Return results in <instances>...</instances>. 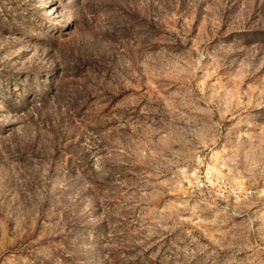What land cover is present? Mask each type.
<instances>
[{"label": "rangeland", "instance_id": "obj_1", "mask_svg": "<svg viewBox=\"0 0 264 264\" xmlns=\"http://www.w3.org/2000/svg\"><path fill=\"white\" fill-rule=\"evenodd\" d=\"M0 264H264V0H0Z\"/></svg>", "mask_w": 264, "mask_h": 264}, {"label": "built area", "instance_id": "obj_2", "mask_svg": "<svg viewBox=\"0 0 264 264\" xmlns=\"http://www.w3.org/2000/svg\"><path fill=\"white\" fill-rule=\"evenodd\" d=\"M199 184H200V187H201V188H203V187H207V185H206L204 182H202V181H201Z\"/></svg>", "mask_w": 264, "mask_h": 264}]
</instances>
